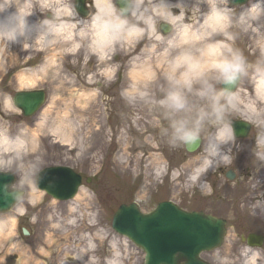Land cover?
Returning a JSON list of instances; mask_svg holds the SVG:
<instances>
[{
    "label": "rangeland",
    "instance_id": "374dc122",
    "mask_svg": "<svg viewBox=\"0 0 264 264\" xmlns=\"http://www.w3.org/2000/svg\"><path fill=\"white\" fill-rule=\"evenodd\" d=\"M251 2L234 11L238 14ZM147 6L151 7V0ZM184 6L190 11L189 22L195 23L199 13L189 1ZM38 16L39 13L35 17ZM234 31L238 33L236 46L249 63L264 58V37ZM151 43L145 38L118 47L103 60L91 54L86 45L73 53L63 44L49 48L37 44L30 51L13 46L1 57L0 130L26 141V155L21 163L39 162L41 169L67 166L82 176V183L67 201L29 188L23 215L17 213L16 204L0 213V217L16 220L13 233L0 234V264H64L65 260L67 264H142V250L111 228L115 210L131 202L147 212L157 202L169 200L185 210H203L225 218L222 244L201 254L210 264H220L221 259H227L229 264L242 263L240 253L245 245L239 239L241 229L264 235V218L253 214L255 177L260 183L264 179V170L255 167V126L250 127L247 137L236 139L232 145L233 163L209 169L194 183L189 175L203 158V139L192 153L186 152L183 145L171 146L164 133L168 121L163 110L150 103L151 98L129 103L123 97L133 62L144 59V49ZM9 53L17 54L15 65L10 61L3 63ZM50 55L53 61L47 62ZM112 67L115 72L109 79L104 73ZM31 71L40 77L39 85L31 89L44 90L45 101L34 115L24 118L16 107L5 106L3 99L5 94L12 96L22 90L17 86V74ZM254 90L251 78L242 77L235 89L239 110L245 103L256 104ZM150 91L159 97L155 84ZM260 108L264 111V106ZM156 111L160 112L159 118ZM255 111L251 119L237 111L229 118L264 119L263 113H257L255 118ZM65 121L74 133L68 143L53 133ZM212 132L214 129L208 128L202 137ZM228 170L234 173L232 180L225 177ZM258 193H264V185ZM22 228L27 230L26 235ZM252 248L264 264V241ZM82 249H87V253L80 260L74 259Z\"/></svg>",
    "mask_w": 264,
    "mask_h": 264
},
{
    "label": "clouds",
    "instance_id": "9594fccd",
    "mask_svg": "<svg viewBox=\"0 0 264 264\" xmlns=\"http://www.w3.org/2000/svg\"><path fill=\"white\" fill-rule=\"evenodd\" d=\"M185 2L151 0L148 7V0H97L92 12L82 17L77 0H0V44L9 51L13 46L27 50L39 41L45 48L69 46L73 53L86 45L91 54L103 60L118 47L145 38L152 41L144 49V59L133 62L122 95L129 103L151 98L149 102L163 110L168 121L164 133L171 146L200 145L203 139V174L235 159L231 146L237 136L229 117L238 111L235 89L241 78L250 77L257 88L264 89V58L249 63L236 46L238 33L234 31L264 37V0H252L238 14L230 0H189L199 13L195 23L188 20L190 11ZM37 13V19L31 20ZM162 25L167 27L166 33ZM114 72L112 67L104 75L111 79ZM39 83L37 74H17L20 89L35 88ZM153 84L160 92L158 98L150 91ZM3 104L15 107L8 94ZM247 123L257 128L253 155L258 170L264 167V119ZM208 128L214 132L202 137ZM25 146L23 137L11 138L0 130V174L14 177V186L0 185V196L19 205V215L25 213L27 189L37 187L41 171L39 162L21 163ZM255 179L254 191L260 185ZM15 225L14 218L0 217V232L11 234ZM86 252L82 249L73 258L80 260ZM242 255L244 264H258L260 254L251 245L242 249ZM220 264L229 262L221 259Z\"/></svg>",
    "mask_w": 264,
    "mask_h": 264
},
{
    "label": "water",
    "instance_id": "95a60500",
    "mask_svg": "<svg viewBox=\"0 0 264 264\" xmlns=\"http://www.w3.org/2000/svg\"><path fill=\"white\" fill-rule=\"evenodd\" d=\"M85 0H77L79 14H88ZM241 5L246 0H230ZM119 6V5H118ZM161 30L167 32L166 26ZM15 106L24 116L33 114L44 101L42 90H20L13 95ZM232 120V119H231ZM237 138L248 135L250 124L244 120H232ZM199 145L185 146L193 152ZM232 179L234 173L226 172ZM11 174H0V185H12ZM81 176L66 166H50L41 169L37 176V188L57 200L72 198L80 185ZM14 204L0 196V212L8 211ZM112 228L126 236L144 252L143 264H208L199 254L221 245L225 234V221L203 211H185L169 201L159 202L150 212L142 213L132 202L121 204L112 217ZM23 234H27L22 228ZM262 236L249 234V245H261Z\"/></svg>",
    "mask_w": 264,
    "mask_h": 264
},
{
    "label": "bare ground",
    "instance_id": "6f19581e",
    "mask_svg": "<svg viewBox=\"0 0 264 264\" xmlns=\"http://www.w3.org/2000/svg\"><path fill=\"white\" fill-rule=\"evenodd\" d=\"M188 1L189 0H186L185 4ZM96 3H97V0H93V5L94 6L96 5ZM36 18L37 17L33 16L30 19L34 21V20H36ZM37 44L41 45L39 41H36V42L32 43L31 46L29 47V49H27V50L28 51L32 50V48H34V46H36ZM261 49H262V52L264 53V45L261 47ZM6 51L7 50L4 48V46L2 44H0V59H1L2 56L5 55ZM17 57H18L17 54L12 53L10 55V53H9L8 59L7 58H3L2 61H3V63H5V61H7V62L10 61V63H13V65H15L17 63V59H18ZM52 61H53V58L50 55V57L48 58V61L47 62H52ZM47 65H48V63H47ZM29 73L36 74L35 71H31ZM254 97L256 99V104L253 103L254 104L253 105L252 103H245L243 105V107H241V109L240 110L238 109V111H237V113H239L242 117H244L246 119H251L252 113H253L254 109H256V111H255L256 112L255 118L257 117V113H259L261 115H262V113L264 114V111L260 108V107L264 106V89L257 88L255 86ZM53 133H55L56 136L60 139V141H63L64 143L70 142L72 140V137H73V134H74L73 131H72V128L69 126L68 123H66V121L64 123H61V124L57 125L56 128L53 130ZM231 148H232V146H231ZM4 151H7V149H4ZM197 164H199V165H196L195 168L193 169V171L189 175L190 181H192L194 183H196L199 179L193 181L192 178L194 176H198L200 178V176L202 175L201 172H200V169L203 167V158L200 159V161ZM260 168L262 170H264V167H260ZM260 185H259L258 188L255 189L257 195L253 197V199H254V201H253L254 202L253 203V214L255 216H257V217L264 218V193L263 194L262 193H258L259 190L264 185V179L262 180V182L260 183ZM82 194H84V193L82 192ZM36 197H38V195H36ZM1 233H3V232H0V234ZM7 234L9 235V233H7ZM89 243H88V245L90 246ZM253 251L258 252L255 249H253ZM117 255H119V254H117ZM240 256L242 258V263L241 264H244V259L245 258L242 255V251L240 253ZM261 262H262V258H261V255H260L258 264H261Z\"/></svg>",
    "mask_w": 264,
    "mask_h": 264
},
{
    "label": "flooded vegetation",
    "instance_id": "af4514ba",
    "mask_svg": "<svg viewBox=\"0 0 264 264\" xmlns=\"http://www.w3.org/2000/svg\"><path fill=\"white\" fill-rule=\"evenodd\" d=\"M86 7L88 8V10H91V8H92V2H91V0H88V3H86ZM155 113H157V117L159 118V113L160 112H158V111H156ZM161 115V114H160ZM162 116V115H161ZM157 121L159 122V119H157ZM162 122H163V120H162ZM161 125V124H160ZM165 128L167 127V124H165V126H164ZM164 128V129H165ZM156 135V134H155ZM156 137H157V135H156ZM158 139V138H157ZM184 147V146H183ZM256 168H258L257 166H255ZM256 168H254V170H256ZM248 233H250V232H248V231H246L245 229H241V231L238 233V235H239V239L242 241V243H243V245H246V236H247V234ZM258 234V233H257ZM263 241H264V239H263Z\"/></svg>",
    "mask_w": 264,
    "mask_h": 264
}]
</instances>
